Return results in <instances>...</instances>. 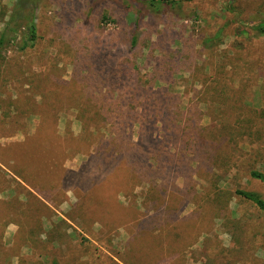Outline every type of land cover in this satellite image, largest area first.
<instances>
[{
  "label": "rangeland",
  "instance_id": "1",
  "mask_svg": "<svg viewBox=\"0 0 264 264\" xmlns=\"http://www.w3.org/2000/svg\"><path fill=\"white\" fill-rule=\"evenodd\" d=\"M14 5L15 0H0V32ZM234 5L227 10L221 0H191L174 14L147 16L137 30V63L141 76L149 75L143 81L155 71L161 74L153 89L169 94L161 107L171 109V116L184 112L181 124L158 122L155 128V116L145 113L149 134L162 136L164 148L184 163L172 171L176 179L166 202L159 193L166 164L150 162L146 178L151 183L134 187L131 172L143 165L142 154H119L114 166L87 160L94 155L88 154L90 144L76 145L87 154L52 156L27 139L38 123L34 116H23L28 90L38 93L36 86L49 75L60 76L65 84L50 82L45 88L64 95L60 107L74 106V88L67 85L76 73L103 75L107 61L118 69L127 59L135 60L126 36L119 35L133 31L123 0H38L33 14L41 38L36 47L23 53L12 47L0 58V264H264V212L235 195L244 188L264 197V184L249 176L251 168L264 172V122L258 123L260 139L232 132L233 141L225 126V105L215 102L212 79L221 74L235 108H264V37L242 34L264 19V0H235ZM137 6L129 12L136 15ZM220 30L214 46L203 44ZM169 62L181 72L176 79L165 72ZM124 74L130 75L128 69ZM130 89L118 82L113 88L117 93ZM176 95L181 102L174 103ZM191 105L202 110L191 117L196 120L193 134L186 129ZM72 114L59 119L60 138H48L50 150L65 149L67 128L75 137L81 134ZM109 131V126L101 128L99 136L108 139ZM26 149L32 152L29 160L48 163L46 172L34 178L16 172ZM144 223L150 231L139 235Z\"/></svg>",
  "mask_w": 264,
  "mask_h": 264
},
{
  "label": "trees",
  "instance_id": "2",
  "mask_svg": "<svg viewBox=\"0 0 264 264\" xmlns=\"http://www.w3.org/2000/svg\"><path fill=\"white\" fill-rule=\"evenodd\" d=\"M189 1L191 0H123V13L125 14V18L127 16V21L133 27V31L128 32L124 29L119 35H125L126 39L129 41V56L135 59L134 63L127 59V64L123 62L121 66L116 69V63L112 64L107 61V71L103 75L93 74L94 76H84L80 73H76L67 85L74 88L72 89L73 92L70 94L74 106H59V103H63L62 98L64 95L57 94V92H54L51 88H49L51 91H48L45 85L50 82L60 85L65 83L61 82L60 76L54 74L49 75L42 83L36 86L38 93L28 90L27 94L24 96V100L28 106L23 116H28L30 118L34 116V118H38L35 131L32 132L31 135L28 134L29 136H26L27 139L32 138L36 146L40 147L43 151V154H50L52 156H60L68 151L87 154L88 151L84 148L78 149L76 145L79 142L90 144L91 150L88 154L94 155L88 156L87 160L94 157L97 162L102 161L114 166L117 165L118 157L116 156L119 154H137L135 156L138 157H140L139 154H142L144 157L143 165L138 169L135 168L131 172V181H133L134 187L139 186L141 184L140 182L144 183L147 181L151 183V180L146 178L151 169L150 162L155 161L156 164L159 165L166 164L167 166L164 168L168 173L160 178L159 193L163 196V199H166V202H168L166 192H168V187L172 185V178L176 179L172 171L180 170V168L184 166V163L179 157L170 155L173 154L171 150L168 151L164 148L165 140L162 136L156 135L155 138L149 134L150 125L145 117V113L151 112L155 116L152 125V127L155 128L158 122L163 126L168 125L172 120H174L176 124H181L182 118H180V116H183L184 112L178 110L176 114L171 116V109L166 110L167 107H165V109L161 107V105L165 104L166 97L169 96L168 93H160L153 90L156 87L155 85L161 82V74L155 71L154 74L150 76L151 78L148 77L153 82L151 86L147 82L149 79L143 81V76L149 75L141 76L140 68L137 63L139 59L138 53L140 51L138 49L141 43L137 30H139L140 23L147 16L162 14L163 12L174 14L175 12L182 11L183 5ZM221 1L225 4L227 10L235 6V0ZM37 3L38 0H15V9H12L8 21L4 23V27L0 32V58L4 57V50L8 51L12 47H15L22 53L36 47L37 42L41 38L38 31L37 18L33 14L35 7H37ZM134 5H138L137 7L139 9L136 15L130 13L128 10L130 7H134ZM104 20H110L109 16L105 15ZM20 31H25L23 36L19 34ZM221 33L222 30L217 32L214 37L204 39L203 44L209 48L210 46H214V42L220 38ZM242 34H246L247 36L252 35L254 38L264 37V19L258 23L252 24L251 28L242 32ZM113 41H115V39H113ZM83 62V56L80 54L78 63L81 65ZM97 62L102 66V63L105 61H102L100 57L97 59ZM170 63L171 62L168 63L169 69H165V72H169L170 76L176 79L181 72L178 70V65ZM125 65H128L129 68L124 67ZM164 65H166V61ZM126 69H128L130 75L124 74ZM220 75L221 74L218 73L216 76H212V79L216 81L214 86L215 102H223L225 105V111L223 113L226 114L225 126L227 127V133L232 137L233 141L235 139L232 136V132L237 133V137L260 139L259 132L262 129L258 123L264 122V108H247L244 106L235 108L228 95L229 86L227 83L223 82ZM26 79H30L28 74L25 80ZM116 82L123 84L124 88L129 87L131 89L117 93L113 90V88L116 87ZM28 85H30L31 88L32 82ZM108 85L112 88H106L104 91L102 86L108 87ZM97 86L100 88H97ZM145 87L149 89L143 90L142 92V89H145ZM50 92L54 94H50ZM34 97H39L40 100L38 101L40 102L36 101ZM181 99L180 95H176L175 102H173H181ZM55 103L59 107L56 106ZM46 104L47 107H45ZM73 111L75 112L74 114H72ZM201 111L202 110L197 106L192 105L187 109V112L191 115L188 117L189 122L186 127V129H190L189 134H193L196 128V120L191 117L199 114ZM69 113L72 114L70 117L75 115V120L81 125V134L75 137L72 130L67 128L64 134V139L66 140L65 149L63 151L59 148L50 150L47 146L50 143L48 138H60V131L58 130L59 128H57L59 119L62 116L68 117ZM136 125H139L138 130H136ZM107 126L110 128L109 138L103 139L99 136L100 129ZM48 127L51 128V131L44 134V130ZM181 135L182 139L177 143L178 146L183 143L184 134ZM135 137H138L137 141L134 140ZM24 157H26L24 161L17 164L19 170H16V172L19 174L23 173L28 177L34 178L41 173V170L46 172L45 170L49 167L47 162L44 164L45 166H42L37 164L36 160H29L28 158H32L31 151L26 152ZM122 161L123 160H119L120 165ZM128 162L129 160L127 159V164ZM134 164L138 167V165H140V159H137ZM148 164H150V166H148ZM249 176L253 180L264 184L263 171L251 168ZM134 187L130 188L131 190L128 191L129 194L132 193ZM235 195L245 201L251 202L260 211L264 212V197L259 192L238 188L235 190ZM112 205L113 202L108 207ZM149 231L150 229L147 223L142 224L137 229L139 235L148 233ZM52 264L60 263L55 260Z\"/></svg>",
  "mask_w": 264,
  "mask_h": 264
}]
</instances>
